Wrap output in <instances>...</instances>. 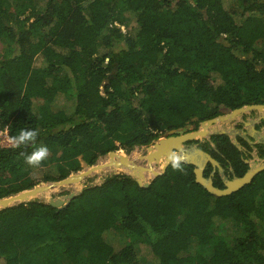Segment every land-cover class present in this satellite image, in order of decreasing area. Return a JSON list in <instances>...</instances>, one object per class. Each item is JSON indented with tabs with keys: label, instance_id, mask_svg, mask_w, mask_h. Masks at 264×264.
<instances>
[{
	"label": "trees",
	"instance_id": "trees-1",
	"mask_svg": "<svg viewBox=\"0 0 264 264\" xmlns=\"http://www.w3.org/2000/svg\"><path fill=\"white\" fill-rule=\"evenodd\" d=\"M13 2L0 0V129L37 136L0 146V198L264 104V0H22L24 19ZM246 139L216 133L200 146L231 178L249 169ZM40 145L48 156L27 164ZM255 147L264 159V143ZM179 164L147 186L112 173L64 207L34 199L0 209V261L144 264L145 244L155 264H264V170L217 196L194 165ZM223 180L216 171L214 185ZM120 233L129 241L115 249Z\"/></svg>",
	"mask_w": 264,
	"mask_h": 264
},
{
	"label": "water",
	"instance_id": "water-1",
	"mask_svg": "<svg viewBox=\"0 0 264 264\" xmlns=\"http://www.w3.org/2000/svg\"><path fill=\"white\" fill-rule=\"evenodd\" d=\"M256 109L264 111V104L244 105L231 110V112L227 114H220L201 122L199 127L195 130L182 132L180 129H172L161 134L158 139L154 140L149 145L137 146L147 150V154L140 156L141 159L146 160V165L137 164L134 158L129 154L123 153L122 149L112 150L107 154L100 156L94 164L89 165L86 168L83 167L80 171L72 173L61 180L40 183L31 188L1 197L0 209L34 200L33 198L38 194L46 191L49 192L54 188L79 183L95 172L108 168H115L117 170L125 169V172L120 171L116 173H126L135 178L140 185L147 186L156 176L165 172L168 165L171 163V158L173 156L177 157L181 162L194 165L196 181L203 185L210 193L217 196L231 194L250 183L260 171L264 170V159L259 162L250 161L249 169L242 176H235L232 179L223 177L225 187L220 188L214 185L212 175L208 177L204 175V169L208 163H211L214 166V169L216 167L219 168L220 173L223 174L224 169L221 167L220 163L207 151L199 148L197 145L187 146L186 142L203 138L209 140L213 134L224 133L228 134L230 138L237 143V139L232 137L235 133L234 130L232 128H218L219 123H228L236 116ZM255 131L256 130H254V132ZM253 136L256 138L255 135ZM262 138V140L258 139V141L264 143V136H262ZM155 164H158L160 168L156 169ZM146 172L151 174L148 180L145 179ZM81 190L71 192L63 198L50 197L47 202L55 207H64L74 196L79 194Z\"/></svg>",
	"mask_w": 264,
	"mask_h": 264
},
{
	"label": "rangeland",
	"instance_id": "rangeland-1",
	"mask_svg": "<svg viewBox=\"0 0 264 264\" xmlns=\"http://www.w3.org/2000/svg\"><path fill=\"white\" fill-rule=\"evenodd\" d=\"M21 2H22V0H14L12 8L18 12L20 11L19 12L20 16L24 19L28 16L30 9L28 8V10H25L26 7L21 6L22 5ZM121 27L123 30H125L124 25ZM4 46H5V44L0 40V56L4 52ZM252 111H254V110L244 112L241 115L236 116L234 119L230 120L228 123L227 122L219 123L218 128H224V129H229V128L231 129L232 128L235 132V133L233 132L234 134L232 135V137L234 139H236V136L239 133H242V129H238V127H236L237 122H242V120L245 119V116L250 117V115L253 114ZM229 112H231V110H224L221 114H227ZM256 112H258V113L263 112L264 113L263 110H259V109H256ZM253 115L257 116V113L253 114ZM247 125H248V128L252 129L253 124L248 123ZM253 133L256 136L257 141H258V139H260V140L263 139L261 136L263 134L262 131H257V132L255 131ZM122 152L125 154H129L132 158H134V160L137 164L146 165V160L140 158L141 155L147 154V150L145 148L135 147L130 152H126L124 150H122ZM256 158H258V157L255 155L254 159H252L251 161L255 162ZM259 161H260V159L256 162H259ZM86 167L87 166H84V168H86ZM155 167H156V169L160 168V166L158 164H155ZM120 171L125 172L126 170L125 169L117 170L115 168L104 169V170L95 172L94 174L90 175L89 177H87L86 179H84L83 181H81L79 183L61 186L59 188H54L49 192L48 191L42 192V193L38 194L36 197H34L33 199L43 200V201L47 202L50 199V197L63 198L64 196L68 195L71 192H76L78 190H81L86 185L101 183L104 180V178L106 176H108L109 174L120 172ZM150 176H151V174L146 172L145 179L148 180V178ZM43 183H48V182H43ZM128 239L129 238L127 236L120 233V235L116 234V235L111 236L109 240L113 243L115 249H119L125 243H127L129 241ZM139 250H140L139 251L140 257L143 258L145 261L144 264H155L156 260H155L154 256L152 255V253L150 252V249L148 246H146L145 244H141ZM0 264H2V261H0Z\"/></svg>",
	"mask_w": 264,
	"mask_h": 264
},
{
	"label": "flooded vegetation",
	"instance_id": "flooded-vegetation-1",
	"mask_svg": "<svg viewBox=\"0 0 264 264\" xmlns=\"http://www.w3.org/2000/svg\"><path fill=\"white\" fill-rule=\"evenodd\" d=\"M252 113L253 114H256L257 113V116H255V115H250V117H248V116H245V119H243L242 120V122H237V124H236V127H238V129H242V133H239L237 136H236V139H238V138H240V137H243V138H247V139H251V143L246 139V141L249 143V144H251L253 147H254V149H253V151H252V157L251 158H248L247 160H246V162H248V164H249V167H250V161L252 160V159H254V157H255V155H256V153H257V150H256V147H255V145L259 142V141H257V139L253 136L254 135V130H256V132L257 131H262L263 132V134L261 135V136H264V113L263 112H261V113H258V112H256V110H254V111H252ZM248 123H251V124H253V126H252V129L251 128H248ZM198 128V127H197ZM196 128H195V126L194 125H191L189 128H188V131L189 130H195ZM206 140H208V139H206V138H203V139H194V140H191V141H187L186 142V145L187 146H191V145H197L199 148H201V149H203L202 148V146H200V144H202L203 142H205ZM204 150V149H203ZM206 151V150H205ZM209 153V152H208ZM262 160V158H256V161H258V160ZM255 161V162H256ZM208 164H211V163H208ZM208 164L206 165V167H205V169L207 168V166H208ZM211 166H212V170H211V173H210V175H212V179H213V176H214V174L216 173V171H219V168H215L214 169V166L211 164ZM204 169V170H205ZM220 172V171H219ZM225 170H223V174L222 173H220L221 175H222V177H224V178H226V176H225ZM233 177H235V176H232L231 178H229L228 177V179H232ZM224 181V180H223Z\"/></svg>",
	"mask_w": 264,
	"mask_h": 264
},
{
	"label": "clouds",
	"instance_id": "clouds-1",
	"mask_svg": "<svg viewBox=\"0 0 264 264\" xmlns=\"http://www.w3.org/2000/svg\"><path fill=\"white\" fill-rule=\"evenodd\" d=\"M37 136V132L34 129H21L17 136L12 138V146L19 147L22 144H27L34 141ZM49 149L47 145H40L34 148V150L25 155V162L29 165H38L41 160L48 156ZM173 167L178 168L180 166L179 159L175 156L171 158Z\"/></svg>",
	"mask_w": 264,
	"mask_h": 264
},
{
	"label": "built area",
	"instance_id": "built-area-1",
	"mask_svg": "<svg viewBox=\"0 0 264 264\" xmlns=\"http://www.w3.org/2000/svg\"><path fill=\"white\" fill-rule=\"evenodd\" d=\"M0 146H12V137L10 136L8 126L0 129Z\"/></svg>",
	"mask_w": 264,
	"mask_h": 264
}]
</instances>
